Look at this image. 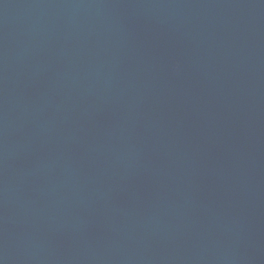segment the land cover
Instances as JSON below:
<instances>
[{
	"label": "water",
	"instance_id": "1",
	"mask_svg": "<svg viewBox=\"0 0 264 264\" xmlns=\"http://www.w3.org/2000/svg\"><path fill=\"white\" fill-rule=\"evenodd\" d=\"M0 264H264V0H0Z\"/></svg>",
	"mask_w": 264,
	"mask_h": 264
}]
</instances>
